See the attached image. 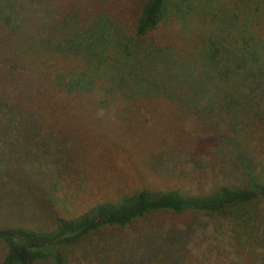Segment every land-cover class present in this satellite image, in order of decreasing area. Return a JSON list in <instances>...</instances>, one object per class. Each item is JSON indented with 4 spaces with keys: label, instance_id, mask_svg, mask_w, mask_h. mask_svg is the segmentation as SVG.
<instances>
[{
    "label": "rangeland",
    "instance_id": "1",
    "mask_svg": "<svg viewBox=\"0 0 264 264\" xmlns=\"http://www.w3.org/2000/svg\"><path fill=\"white\" fill-rule=\"evenodd\" d=\"M144 1L0 0L4 16L0 53H27L17 50L13 32H20L27 45L42 25L56 27L62 42L65 36L72 40L90 32L98 17L115 49L84 56L89 71L95 73L88 92L67 95L62 90L70 73L81 72L75 59L44 61L46 69H29L33 78L25 74L24 82L33 81V89L49 83L55 91L47 104L56 108L44 115L40 142L20 148L30 153L24 177L0 178V199L13 205L8 223L51 230L58 217L76 218L142 188L202 195L220 186L241 185L255 169L264 180V109L254 120V110L235 119L221 104L220 91L225 93L227 87L204 78L208 63L202 45L220 35L222 17L238 12L236 0H192L191 17L168 14L155 31L139 40L140 54L116 61L118 45L134 31ZM132 70L143 76L136 83L130 81ZM121 73L129 80L118 88ZM11 189L20 191L18 199ZM255 220L252 231L228 219L157 213L84 243L70 261L264 264V203ZM5 252L0 241V261Z\"/></svg>",
    "mask_w": 264,
    "mask_h": 264
},
{
    "label": "trees",
    "instance_id": "2",
    "mask_svg": "<svg viewBox=\"0 0 264 264\" xmlns=\"http://www.w3.org/2000/svg\"><path fill=\"white\" fill-rule=\"evenodd\" d=\"M234 5L238 12L232 17L221 18L220 35L211 37L202 45L209 67L204 78L227 87L225 93L223 90L220 93L224 94L221 104L229 114L240 119L243 111L254 110L257 112L252 114L251 119L254 120L264 109V38L261 37L264 36L261 32L264 31V0H236ZM194 6L192 0H145L134 31L125 36L122 46L121 43L118 45L116 61L120 57L127 60L134 57L133 54H140L139 40L155 31L168 14L173 12L172 15L186 20L194 12ZM0 18H4L1 13ZM95 23L82 37L71 40L72 37L65 36L62 42L57 38L59 30L56 27L49 29L42 25L32 38L27 39V45L20 32H13L18 37L17 50L27 53H0V63H3L0 66V178L20 179L23 176L24 163L30 158V153L20 148L25 144L33 147L40 142L44 115L56 108L47 104L55 91L49 83L41 82V89H33V81L24 82L25 74L33 78L29 69L41 71L46 69L44 61L53 63L64 56L66 60L75 59L81 72L70 73L69 82L63 83L62 90L67 95L90 91L95 73L89 71V64L85 62L88 59L84 56L105 55L108 50H115L109 32L104 31L105 23L100 17ZM234 28H238V33H232ZM239 28H242L240 32ZM143 73L149 79L150 74L145 70ZM119 76L117 87L121 88L129 79L123 73ZM141 77L142 74L135 70L130 73L131 82L136 83ZM112 89L110 92L116 90ZM243 92L248 93L246 99L238 95ZM42 97L43 101H40ZM246 167L249 169L250 165ZM260 175L262 173L257 169L249 171L245 183L220 186L202 195H189L181 190L142 188L117 202L100 203L76 218L58 217L51 230L8 223L11 215L9 206L13 205H7V200L1 198L0 241L4 243L6 252L0 264H71V254L84 243L97 236L103 237L107 231L125 230L157 213H193L228 219L254 231L257 210L264 203V180ZM11 192L16 199L19 198V190L11 189ZM4 206L5 213L1 212Z\"/></svg>",
    "mask_w": 264,
    "mask_h": 264
}]
</instances>
